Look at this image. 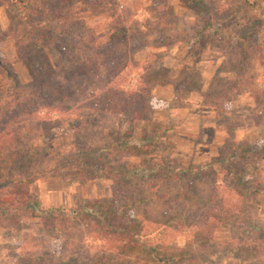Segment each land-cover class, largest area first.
I'll list each match as a JSON object with an SVG mask.
<instances>
[{
	"label": "rangeland",
	"instance_id": "obj_1",
	"mask_svg": "<svg viewBox=\"0 0 264 264\" xmlns=\"http://www.w3.org/2000/svg\"><path fill=\"white\" fill-rule=\"evenodd\" d=\"M11 1L0 0V25L3 26L0 37H4L0 41V61L10 66L16 80L29 83L31 72L17 55L13 38L5 39L4 36L14 23ZM72 1L63 0L62 6L66 11L70 10ZM112 1L109 12L94 1L78 3L75 11L89 25L97 26L99 35L107 41L115 42L113 38L116 35L121 37L122 30L116 26L118 21L128 24L129 29L149 41H157L156 49L138 51L134 61L141 66L160 61L156 68L158 71L166 69V72L165 79L161 82L154 80L150 86L154 107L152 116L136 121L133 131L134 137L140 139H153L160 133L161 141L148 147L145 152L114 156L110 164L137 166L143 161L154 160L160 164L169 163L173 171L183 168L197 171L218 157L219 148L228 141L227 129L231 124L243 125L235 131L237 141H249L264 147V0ZM114 11L117 16L111 19L110 13ZM162 16L169 18L166 24L168 29L158 32V18L162 19ZM116 28L119 30L115 31ZM198 31H202L199 38H193ZM145 38L142 39L146 43ZM237 64L240 67L238 70ZM219 68L225 70L221 74L224 85L238 91L236 96L224 91L226 100L234 97L227 103L224 115H219L211 106H204L205 96L218 85L219 80L215 77ZM131 70L138 71L131 68L115 82V88L123 90L135 85L139 78ZM176 83L179 86L176 87ZM217 92L222 93V90ZM54 105L60 106L62 111L43 113L47 125L40 122L41 132L33 133V142L34 145L50 146L60 152V156H57V161L61 162L60 174L49 173L44 180L33 184L31 189L33 195L39 198L42 210L60 208L64 216L73 218L81 215L88 203L112 199L118 187L110 178H100L91 173L82 175L79 163L65 160L68 153L77 151L78 139L74 133L80 124H73L78 122V115L71 113L70 104ZM86 106L81 107L79 115L90 111ZM5 107L7 104H0L2 111H5ZM103 120L107 125L106 132L116 142L128 135L129 118H109L106 115ZM219 159L220 162L215 165L216 171H220L223 165V156ZM245 170L248 187L246 201L238 199L230 178L222 174L217 190L224 200L222 205L209 200L198 205L180 202L172 205L168 210L169 215L164 214L161 205L139 207L146 209L148 217L156 221L163 222L170 218L167 220L170 227L165 235L154 232L152 236L155 238L158 235V240L154 242L156 245H166L160 251L161 255L181 254L182 258L174 264H264V256L247 258L236 250L238 244L248 239L240 236L247 224L264 227V159L256 165H246ZM209 177L210 180L199 184L202 198L214 193L212 183L215 177ZM184 184H172L171 190L163 186L162 189L174 195L181 191L187 194L189 189ZM185 207L188 209L186 213ZM217 209L230 217L225 215L207 222L210 215H217ZM241 209L245 217L238 215ZM182 213L188 214L189 220L181 221L178 217ZM234 215L236 218L232 217ZM139 217L142 219L141 215ZM74 227L69 233L61 234L52 227H45L40 218L31 213L22 215L19 223L4 220L0 222V264H19V257L27 258L46 252L64 261L80 252L83 253L82 258L92 254V259L88 260L90 264L100 261L106 246L95 240L103 238L98 230L82 224H75ZM185 248L189 253H181L180 249ZM115 254L120 253H108L114 256L110 260L117 262ZM122 263L159 264L147 253L136 252L125 255Z\"/></svg>",
	"mask_w": 264,
	"mask_h": 264
},
{
	"label": "trees",
	"instance_id": "obj_2",
	"mask_svg": "<svg viewBox=\"0 0 264 264\" xmlns=\"http://www.w3.org/2000/svg\"><path fill=\"white\" fill-rule=\"evenodd\" d=\"M91 1L108 12L112 8V0H73L69 11L62 6L63 0L11 1L14 23L4 36L5 39L13 38L17 55L31 72L32 79L29 83H21L16 80L10 66L0 61V104H7L5 111L0 109V222L11 220L19 223L22 215L31 213L36 214L45 227H52L61 234L75 229V224L96 228L103 238L95 240L106 247L102 259L94 264H123V257L132 252L147 253L159 264H174L182 255H161L160 251L166 245L154 243L158 235L152 238L154 232L165 235L170 227L167 222L170 218L163 222L156 221L148 217L146 209L139 207L161 205L164 214L169 215L168 210L172 205L180 202L198 205L209 200L222 205L224 200L217 191L222 174L230 178L238 199L246 201L248 187L245 167L248 164L256 165L264 159V147L249 141H237L235 131L243 125L231 124L227 129L228 141L219 148L218 157L197 171L192 168L173 171L169 163L160 164L154 160L143 161L137 166L110 164L114 156L145 152L148 147L161 141L160 133L153 139H140L134 137L133 131L136 121L152 116L154 107L150 86L154 80L161 82L165 79L166 69L158 71L156 67L160 61L144 66L134 61L138 51L156 49L157 41H149L129 29L128 24H122V21L116 23L122 30L121 37L116 35L113 38L115 42L107 41L99 35L97 26L95 28L85 18H79L78 11H75L77 4ZM116 16V11L110 13L111 19ZM158 19V32L167 31L169 18L162 16V19ZM2 27L0 25V34ZM201 32L198 31L193 38H199ZM131 68L138 69L137 72L131 70L139 78L135 85L123 90L115 88V82ZM238 68L237 64L236 70ZM223 70L218 69L215 77L219 80L218 85L204 99V106L215 108L219 115H224L227 103L234 100V97L226 100L224 91L234 96L236 92L238 94L236 88L228 89L224 85L221 76ZM175 86L179 85L176 83ZM219 89L222 93L217 92ZM56 103L70 104L71 113L78 115V122L73 124H80L74 133L78 139L77 151L68 153L65 160L79 163L82 175L91 173L100 178H110L118 187L112 199L88 203L83 207V213L73 218L64 216L60 208L42 210L39 198L33 195L31 189L33 184L44 180L49 173L60 174L61 162L57 161L60 152L50 146L34 145L33 142V133L41 132L40 122L47 125L43 113L62 111L60 106L54 105ZM82 105L90 108V111L79 115ZM106 115L109 118L125 116L130 119L128 135L122 141L116 142L106 132L107 125L103 120ZM221 156L223 165L220 171H216L215 165L220 162ZM209 175L215 177L212 183L215 190L208 198H202L199 184L210 180ZM181 182L188 187L187 194L181 191L174 195L162 189L163 186L171 190L172 184L179 185ZM187 211L185 207L184 213ZM220 211L217 209V215H210L207 222L225 215L230 217L228 213ZM184 213L178 218L181 221L189 220L188 214ZM238 215L245 217V212L241 209ZM232 217L236 218V215ZM61 222L66 224L62 226ZM241 235L244 239L248 238L236 246L241 255L256 259L264 256V227L247 224ZM180 250L181 253H189L186 248ZM109 252L120 253L115 254L117 262L110 260L114 256H109ZM82 254L71 255L64 261L46 252L27 258L19 257V264H90L88 260L92 259V254H88L87 258H82Z\"/></svg>",
	"mask_w": 264,
	"mask_h": 264
},
{
	"label": "crops",
	"instance_id": "obj_3",
	"mask_svg": "<svg viewBox=\"0 0 264 264\" xmlns=\"http://www.w3.org/2000/svg\"><path fill=\"white\" fill-rule=\"evenodd\" d=\"M217 149V148H216Z\"/></svg>",
	"mask_w": 264,
	"mask_h": 264
}]
</instances>
